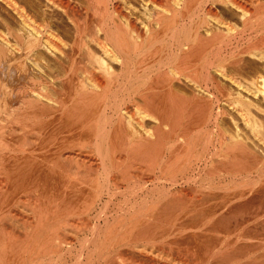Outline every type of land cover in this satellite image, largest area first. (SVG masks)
Wrapping results in <instances>:
<instances>
[{
    "label": "bare ground",
    "instance_id": "1",
    "mask_svg": "<svg viewBox=\"0 0 264 264\" xmlns=\"http://www.w3.org/2000/svg\"><path fill=\"white\" fill-rule=\"evenodd\" d=\"M263 195L264 0H0V264H264Z\"/></svg>",
    "mask_w": 264,
    "mask_h": 264
},
{
    "label": "rangeland",
    "instance_id": "2",
    "mask_svg": "<svg viewBox=\"0 0 264 264\" xmlns=\"http://www.w3.org/2000/svg\"><path fill=\"white\" fill-rule=\"evenodd\" d=\"M86 56H83V57H81L80 59H81V61L79 60V64H82L81 65V69L79 70V75L81 76V77H83L84 78V76H86V72H84V70H82V69H84V66H86L85 64H86V62H87V58H85ZM51 57L49 56V62H53V60H52V58L50 59ZM57 87H59V86H57ZM181 87V88H180ZM179 88L181 89V91L180 92H182V93H189V90H187L185 87H183V86H180ZM50 88H52V87H50ZM49 88V91H50V93H52L53 92V90L51 91V89ZM53 89V88H52ZM55 91V90H54ZM55 93V92H54ZM53 93V94H54ZM136 97V98H135ZM137 97H139V95H135L134 96V98H133V100H136V101H132L131 103H128V107H129V110L133 113H127V114H132V115H135L137 112H136V108H135V103L137 102V103H141L142 101H141V98L139 97V98H137ZM138 99V100H137ZM140 100V101H139ZM126 116H128V115H126ZM137 116H138V114H137ZM71 169H69L70 170V172H73V171H75L76 169V167H70ZM73 170V171H72ZM51 184H53V183H51ZM51 184H50V191H51V188L53 189V186L54 185H56V184H53V186H51ZM55 187V186H54ZM52 192V191H51ZM50 192V193H51ZM53 193H54V191H53ZM15 194V193H14ZM264 195L263 196H261V197H259L260 199H258L259 201H257V206H258V208L260 207V211L261 212H259L258 214H259V218H258V220H256L255 221V223L257 222V223H259V222H262L263 220H264ZM262 201V202H261ZM260 204V205H259ZM15 211H16V209H15ZM248 219V218H247ZM256 227H258V225L256 226ZM261 228H263L262 226L259 228H256V230H260L261 231ZM258 230V231H259ZM261 233H263L262 231H261ZM264 241V240H263ZM263 241H261V242H259V244L261 245L259 248H257L256 249V251H255V253H254V255L253 256H258L259 258H261L260 256L262 255V254H264V242ZM263 243V244H262ZM252 257V255H246V256H243V257H239L238 259H241V260H238V261H240L242 264H244V263H247L250 259H251V257ZM250 258V259H249ZM263 258H261V261L263 262ZM260 261V262H261Z\"/></svg>",
    "mask_w": 264,
    "mask_h": 264
}]
</instances>
